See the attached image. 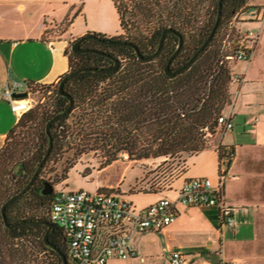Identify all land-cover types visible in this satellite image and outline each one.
<instances>
[{
  "label": "trees",
  "instance_id": "trees-1",
  "mask_svg": "<svg viewBox=\"0 0 264 264\" xmlns=\"http://www.w3.org/2000/svg\"><path fill=\"white\" fill-rule=\"evenodd\" d=\"M253 1L223 0L220 22L208 45L191 64L171 77L165 74L164 67L178 44V37L172 33L166 35L157 56L145 62L128 46L100 45L97 51L117 59L119 66L115 71L81 72L65 82L63 90L73 105L50 126L53 144L49 157L29 189L5 209L9 224L28 222L8 229L0 213V264H62L59 254L44 244L46 226L37 222L51 223L50 208L56 189L65 183L77 159L85 153L100 150L104 161L98 170L115 162L122 152L134 161L163 159L157 168L166 166L163 185L168 187L184 174L185 160L175 165L176 159L206 150L209 137L217 132L218 117L232 105L231 64L236 62L232 41L237 32L231 23ZM112 2L124 35L93 34L132 43L148 56L156 50L163 29L171 28L183 38L179 53L171 61V70L181 67L202 45L218 9V0ZM207 6L212 9L209 16L203 15ZM70 24L71 18L64 19L58 31ZM223 29L233 35L227 43L230 53L223 50L230 36L225 41ZM67 51L64 55L68 73L114 65L111 59L98 54ZM57 85L28 84L30 90L44 97V102L19 118L0 148V210L32 177L48 147L46 123L68 105V100L58 94ZM69 152L72 158L64 161L60 174L54 169L49 171L53 174L50 181L46 177L48 165L56 167ZM164 189L161 184L150 187L152 192ZM48 241L66 256L67 264H73L67 256L68 241L58 226L54 225Z\"/></svg>",
  "mask_w": 264,
  "mask_h": 264
},
{
  "label": "crops",
  "instance_id": "crops-1",
  "mask_svg": "<svg viewBox=\"0 0 264 264\" xmlns=\"http://www.w3.org/2000/svg\"><path fill=\"white\" fill-rule=\"evenodd\" d=\"M262 4V0L251 3ZM66 18H71L70 26L58 31ZM263 26L264 20L250 21L244 28L260 33ZM92 33L107 37L121 33L112 0H0V148L20 118L4 99L5 85L14 81L56 85L69 71L64 52L70 43ZM255 48L256 45L249 61ZM242 134L217 131L210 147L198 155L186 156L184 174L161 191L135 190L142 172L129 179L133 172L130 162L114 176H105L121 160L82 174L85 186L69 187L68 178L63 185L72 191L116 193L135 207L145 208L165 196L175 199V190L185 180L206 177L213 184L222 182L223 199L234 208L235 224L228 226L222 223L216 207L177 205L178 216L170 226L132 236L134 257L106 264H171L174 253H180L186 264H230L234 260L264 264V131ZM228 154L232 155L229 159Z\"/></svg>",
  "mask_w": 264,
  "mask_h": 264
},
{
  "label": "built area",
  "instance_id": "built-area-1",
  "mask_svg": "<svg viewBox=\"0 0 264 264\" xmlns=\"http://www.w3.org/2000/svg\"><path fill=\"white\" fill-rule=\"evenodd\" d=\"M261 6L249 5L233 18L231 26L236 28L234 59L249 61L251 51L258 40V32L240 26L243 22L264 20V0ZM238 25V26H236ZM233 76V82H239ZM25 87L24 98H16L19 89ZM22 93V92H21ZM4 99L18 117L36 105L44 102V97L33 92L28 84L21 81L7 83L3 90ZM233 112H223L217 119V131L231 132ZM232 155L228 154L227 159ZM119 160L128 161L127 153H120ZM176 198L162 197L157 202L137 208L124 196L102 191H72L59 186L50 208V221L58 226L68 241L67 256L73 264H106L110 260H123L135 256L132 236L147 231H160L175 222L177 205L183 207L213 206L219 210L222 223L235 224L234 208L223 199L221 181L213 184L209 178L197 177L185 180L175 190ZM171 264H186L180 253L170 257ZM230 264H245L234 260Z\"/></svg>",
  "mask_w": 264,
  "mask_h": 264
},
{
  "label": "rangeland",
  "instance_id": "rangeland-1",
  "mask_svg": "<svg viewBox=\"0 0 264 264\" xmlns=\"http://www.w3.org/2000/svg\"><path fill=\"white\" fill-rule=\"evenodd\" d=\"M211 11L212 9L210 7L206 8L205 13H203V15L207 14V16H209ZM253 27L255 28V26ZM121 35H124V32H121ZM222 35H224L223 39L225 40L230 34H227L223 29ZM232 38L233 35H230L227 41L225 40L226 46L223 47V50L228 53H230V47L227 46V43ZM67 50L68 53H71L69 47ZM231 67V71L233 70L232 73L239 75L243 78L242 82L240 79L238 82L239 84H237V82H234L231 87V93L233 94H231L232 105H234L233 111L235 112V116L234 114H232V122L234 125L232 131L241 136L243 135L242 131H264V26L258 34V41L254 50V54L252 55L251 61H236L231 64ZM231 106L226 108L224 112L230 111L232 113L233 111L230 110ZM211 137L212 136H210L208 140V147H210L211 145ZM228 140L229 138L226 136L224 141L227 142ZM185 157L186 155H183L179 159V161H177L176 159L174 164H183V160H185ZM71 158L72 153L69 152L64 155L62 162L58 163L56 167H54L52 164L48 165L46 169V177L48 179L50 178V181H52L53 174H50L49 171L54 169L57 171L58 174H60L61 167L64 161H66L67 159L70 160ZM117 160L119 161V156ZM103 161L104 159L100 150L91 151L81 155L77 159L74 168L70 172V175H68L69 180L67 185L72 188L85 186V182H83L81 175L91 174V172L99 168L100 164ZM162 161L163 159L134 161L129 158V160L125 163L121 161L116 162L111 167V169H109L105 173V176H114L116 173L122 171L124 165H127V162H130V167L131 169H133V172L129 175V179L138 175L140 171L142 172L141 177L135 184V190L140 192L150 191L151 186L156 188L160 184L163 188L167 189L168 186L163 185L165 184L164 177L166 166L157 168L162 163ZM61 185L64 187L63 183H61ZM84 188L86 189V187ZM66 190L71 189L66 188Z\"/></svg>",
  "mask_w": 264,
  "mask_h": 264
},
{
  "label": "water",
  "instance_id": "water-1",
  "mask_svg": "<svg viewBox=\"0 0 264 264\" xmlns=\"http://www.w3.org/2000/svg\"><path fill=\"white\" fill-rule=\"evenodd\" d=\"M222 2L223 0H218V9H217V16H216V20H215V23L209 33V35L207 36V38L205 39V41L202 43V45L197 49V51L192 55V57L187 61L185 62L181 67H179L178 69H175V70H171L170 69V64H171V61L173 60V58L179 53L181 47H182V43H183V38L182 36L177 33L175 30L171 29V28H165L163 29V31L161 32V37H160V40H159V43H158V46L156 48V50L151 54V55H148V56H143L140 51L138 50V48L133 45L132 43H129V42H125V41H119V40H112V39H102L100 38L99 36L97 35H94L93 33L92 34H87V35H84L80 38H78L77 40H75L73 42V44L71 45V51L75 54H78V53H93V54H98V55H101V56H104V57H107L109 59H111L113 62H114V66L113 67H110V68H107V69H97V68H83V69H78L76 71H72V72H69L67 74H65L63 77H61V79L59 80L58 82V85H57V92L59 95L65 97L67 100H68V105L67 107L57 113L56 115H54L51 119L48 120V122L46 123V127H45V132H46V135L48 137V147H47V150L42 158V160L40 161L38 167L36 168L35 172L33 173L32 177L30 178V180L27 182V184L17 193L13 194L11 197H9L1 206V210H0V213H1V216H2V219H3V222H4V225L8 228V229H14L16 227H18L19 225L21 224H24L26 222H18V223H15V224H9L7 222V219H6V215H5V209H6V206L8 204H10L14 199L18 198L20 195H22L24 192H26L29 187L32 185V183L34 182V180L37 178L40 170L42 169L44 163L46 162L47 158L49 157V154L51 152V149H52V137H51V134H50V126L51 124L56 120L58 119L59 117L67 114L71 108H72V105H73V100L72 98L67 95L64 90H63V86L65 84V82L72 76H75L81 72H95V73H101V72H105V71H114L117 66L119 65V61L103 52H99L97 50H90V49H80V45L84 42V41H87V40H94V41H97L101 44H104V45H110V46H128L130 48H132L137 56V58L142 61V62H145V61H150L152 59H154L157 54L159 53V51L161 50L162 48V45H163V42H164V39L166 37L167 34L169 33H172L174 35H176L178 37V44H177V47L176 49L173 51V53L170 55L165 67H164V72L167 76H174L176 75L177 73H179L180 71H182L183 69H185L189 64H191L193 62V60L205 49V47L208 45V43L210 42V40L212 39L218 25H219V22H220V18H221V11H222ZM26 96V93L22 92V93H18L15 95L16 98H24ZM30 222V221H29ZM37 223H40V224H43L46 226V232L44 234V237H43V241H44V244L49 247L50 249H53L54 251H56L61 260H62V264H67V258L66 256L61 253L57 248H55L49 241H48V236L49 234L52 232V230L54 229V225L48 221H38Z\"/></svg>",
  "mask_w": 264,
  "mask_h": 264
},
{
  "label": "flooded vegetation",
  "instance_id": "flooded-vegetation-1",
  "mask_svg": "<svg viewBox=\"0 0 264 264\" xmlns=\"http://www.w3.org/2000/svg\"><path fill=\"white\" fill-rule=\"evenodd\" d=\"M77 40V39H76ZM90 41L91 42H95V43H90ZM74 42V41H73ZM73 42L69 45V49H70V52L71 53H73L72 51H71V45L73 44ZM100 45H104V44H101V43H99V42H97V41H94V40H87V41H84L81 45H80V49H90V50H97V49H100L101 48V46ZM82 54V53H81ZM83 54H85V53H83ZM114 66V65H113ZM113 66H111V67H113ZM119 66V65H118ZM118 66H117V68H118ZM116 68V69H117ZM115 69V70H116ZM114 70V71H115Z\"/></svg>",
  "mask_w": 264,
  "mask_h": 264
}]
</instances>
